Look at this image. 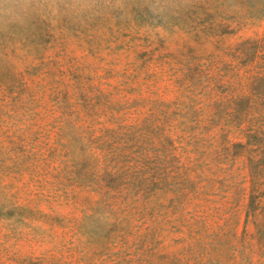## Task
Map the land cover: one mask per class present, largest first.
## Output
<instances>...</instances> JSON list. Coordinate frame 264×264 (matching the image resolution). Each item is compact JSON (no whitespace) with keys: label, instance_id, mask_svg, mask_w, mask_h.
Masks as SVG:
<instances>
[{"label":"rangeland","instance_id":"1","mask_svg":"<svg viewBox=\"0 0 264 264\" xmlns=\"http://www.w3.org/2000/svg\"><path fill=\"white\" fill-rule=\"evenodd\" d=\"M19 7L0 264H264V0Z\"/></svg>","mask_w":264,"mask_h":264},{"label":"clouds","instance_id":"2","mask_svg":"<svg viewBox=\"0 0 264 264\" xmlns=\"http://www.w3.org/2000/svg\"><path fill=\"white\" fill-rule=\"evenodd\" d=\"M22 0H0V19L7 16L11 19H16L23 9L19 7ZM29 2V0H24V3Z\"/></svg>","mask_w":264,"mask_h":264}]
</instances>
